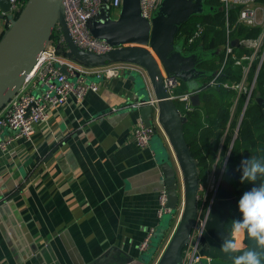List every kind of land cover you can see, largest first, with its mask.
I'll list each match as a JSON object with an SVG mask.
<instances>
[{"label":"crops","instance_id":"obj_1","mask_svg":"<svg viewBox=\"0 0 264 264\" xmlns=\"http://www.w3.org/2000/svg\"><path fill=\"white\" fill-rule=\"evenodd\" d=\"M122 9L106 11L117 20ZM176 43L197 58L199 76L184 82L193 94L202 85L205 71L199 66L206 56L186 53L178 38ZM116 62L138 69L106 81L89 78L99 84L97 92L82 104L71 97L49 112L47 123L36 125L31 139L16 140L7 153L0 152V264L140 263V244L161 225L157 211L166 188L160 152L175 165L176 158L154 115L158 137L147 148L135 142L133 129L143 123L135 106L144 95L155 98V87L145 66ZM133 73L143 80L131 79ZM180 177L178 172L179 184ZM177 218L149 264L161 259Z\"/></svg>","mask_w":264,"mask_h":264},{"label":"water","instance_id":"obj_2","mask_svg":"<svg viewBox=\"0 0 264 264\" xmlns=\"http://www.w3.org/2000/svg\"><path fill=\"white\" fill-rule=\"evenodd\" d=\"M0 9L3 12L9 11L8 0H0ZM203 12L204 0H163L149 22L141 17L140 0H123L122 13L117 20L112 19L106 9H103L98 17L88 23L94 37L107 41L113 47L109 53L96 55L79 49L74 43L65 21L64 0H28L19 17L0 39V110L20 89L58 28L65 39L68 55L79 63L96 66L133 60L150 71L155 98L150 94L142 96L138 108L144 125L151 127L154 108L150 102L155 101L159 110V122L172 147L176 165L165 150L160 152L162 158L159 163L169 212L163 217L150 250L143 254L139 264H148L151 261L183 199L180 194L178 166L184 174V211L176 233L157 264H180L182 252L196 226L198 164L184 139V118L179 116L176 106L168 100L164 76L158 62L167 76L182 82L190 83L199 76L195 69L197 58L186 56L176 43V38L183 24L192 16ZM232 45H238V41H233ZM62 71L66 73V68L63 67ZM134 76L143 80L139 74L133 73L131 79L134 81ZM257 97L264 110V100L260 94ZM191 102L193 106H198V92L193 93ZM259 183L257 179L253 186ZM236 203L231 176L226 170L211 217L201 237L199 251L203 258L199 264H231L230 254L221 253L219 246L225 235L223 229L226 228L231 209ZM245 243V249L250 247L264 255V245H258L254 239L247 237Z\"/></svg>","mask_w":264,"mask_h":264},{"label":"built area","instance_id":"obj_3","mask_svg":"<svg viewBox=\"0 0 264 264\" xmlns=\"http://www.w3.org/2000/svg\"><path fill=\"white\" fill-rule=\"evenodd\" d=\"M8 2V12H3L0 9V39L12 26L13 21L19 17L28 0H8ZM162 2L163 0H140L141 17L151 22ZM220 2L227 10L235 6L240 7L238 17L239 23L251 28H262V32L257 38L238 41V45L251 52L250 55L236 58L234 55L235 46L232 45L233 42H228L225 48L226 57L233 56L236 59L237 65L247 62V64L243 65V78L240 84L237 86L224 84L225 88H233L238 92V97L234 99L231 108L232 114H234L240 94H247L248 103L254 90L257 74L253 83H247L252 63L255 60H259L257 73L264 63V6L257 3V0H220ZM122 6L123 0H64L65 21L76 46L81 50L96 55H103L111 52L113 47L107 41L94 37L88 28V23L98 17L103 9L119 10ZM202 32L203 29L198 27L189 42L193 43L202 35ZM61 49L63 52L60 51ZM63 67L66 68V73L62 71ZM134 69H138V67L133 64H124L116 61L96 66L85 65L75 61L68 55L65 39L61 30L58 28L57 36L51 38L48 42L43 52L39 55L35 66L31 72L27 74L20 89L0 110V152L7 153L16 140L21 138L27 140L31 139L35 133L36 125L47 123L49 112L66 105L71 97L75 98L76 103L82 104L89 93L97 92L99 90V84L90 81L89 78H97L98 80L106 81L120 76L122 72ZM180 85L181 81L179 79L167 75L164 76V87L168 100L175 106L177 101L182 102L185 104L186 109L191 111V96L193 94H177V89ZM211 85H215V82L212 81ZM35 92H37V94H35ZM150 103L154 108L153 115L155 116V123L162 130V125L159 122L158 107L155 101ZM139 106L140 104L135 107ZM245 108L240 117H238V127L244 116ZM179 116H182L180 112ZM158 127L155 126L154 122L151 127H146L143 123L138 124L133 129V138L135 142L141 148L149 147L152 138L157 132L156 128ZM238 127L233 135L228 155L221 169L218 168V164L221 163V151L223 143L228 135L227 133L224 134L221 139L216 161L206 175L203 183H201L200 172L197 165L198 194L196 226L193 228L191 237L182 252L180 264H199L203 258L199 251L201 237L203 236L206 224L211 217L214 204L217 200L226 171L229 154L237 137ZM5 132L9 134L6 137L3 135ZM195 161L198 164V161ZM184 191L185 184L183 186V195ZM181 204L183 205V199L181 200L180 205ZM183 211L184 206H179L175 213V215L178 216V221L164 251L178 229ZM168 212L166 189H164L160 195V204L157 211L159 221H162L163 217ZM156 232V228H151L148 231L143 242L140 244L139 249L141 253H146L151 248L152 240ZM163 254L164 252L162 255ZM209 260L211 259L209 258Z\"/></svg>","mask_w":264,"mask_h":264},{"label":"trees","instance_id":"obj_4","mask_svg":"<svg viewBox=\"0 0 264 264\" xmlns=\"http://www.w3.org/2000/svg\"><path fill=\"white\" fill-rule=\"evenodd\" d=\"M257 3L264 6V0H257ZM240 7H231L228 10L220 0H204V12L192 16L183 24L178 33V40L183 42V49L188 54L205 55L202 58L199 68L205 71L202 85L194 93H199V104L188 111L185 104L177 101L176 107L184 118L183 135L190 153L198 161L201 183L211 170L216 161L221 139L228 134L221 151V169L223 161L228 155L233 135L238 127L240 117L247 103V94L242 93L232 114L234 99L238 92L233 88H225L224 84L237 86L243 78V65L236 64L233 56L226 57L225 48L228 42L255 39L262 32L261 27H248L238 22ZM203 29L202 35L193 43L190 38L195 34L197 28ZM57 36V29L52 38ZM61 52L62 49L60 50ZM60 52V53H61ZM251 52L236 45L234 55L236 58L250 55ZM259 60L252 63L247 83L251 84L256 76L255 87L245 108L244 116L237 130V137L229 154L226 170L231 176L232 187L237 197L251 189L254 182H241L240 164L246 158L264 159V110L257 101V94L264 100V63L257 73ZM214 81L215 85H211ZM188 92L186 83L181 81L177 94ZM233 115V119H232ZM231 120V122H230ZM228 130V131H227ZM260 182H264L261 177ZM237 203L231 209L227 223L232 219H239L240 213ZM226 223V229L228 227ZM144 254V253H143Z\"/></svg>","mask_w":264,"mask_h":264},{"label":"clouds","instance_id":"obj_5","mask_svg":"<svg viewBox=\"0 0 264 264\" xmlns=\"http://www.w3.org/2000/svg\"><path fill=\"white\" fill-rule=\"evenodd\" d=\"M240 171L241 182L252 184L264 177V159H243ZM237 207L240 218L230 220L227 229H223L225 235L219 251L225 255L230 254L231 264H264V255L250 247L243 248L244 237L254 239L258 245H264V182L245 191L240 196Z\"/></svg>","mask_w":264,"mask_h":264},{"label":"rangeland","instance_id":"obj_6","mask_svg":"<svg viewBox=\"0 0 264 264\" xmlns=\"http://www.w3.org/2000/svg\"><path fill=\"white\" fill-rule=\"evenodd\" d=\"M0 34H1V29H0ZM35 94H37V92H35ZM163 128V127H162ZM158 136H155V138L154 139H156ZM178 172H179V176H181L180 177V184H179V186H184V174H183V171L181 170V167L180 166H178V170H177ZM179 180V179H178ZM183 183V184H182ZM184 200H185V198H184V195H183V205L181 204L180 206H184ZM245 248V247H244ZM165 252V251H164ZM149 264V263H148Z\"/></svg>","mask_w":264,"mask_h":264},{"label":"flooded vegetation","instance_id":"obj_7","mask_svg":"<svg viewBox=\"0 0 264 264\" xmlns=\"http://www.w3.org/2000/svg\"><path fill=\"white\" fill-rule=\"evenodd\" d=\"M225 230H226V228H225Z\"/></svg>","mask_w":264,"mask_h":264}]
</instances>
